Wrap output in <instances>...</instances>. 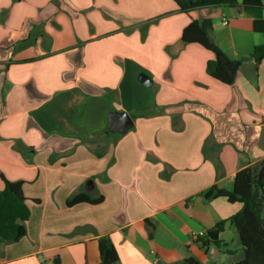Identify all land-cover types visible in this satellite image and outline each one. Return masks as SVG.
<instances>
[{
  "label": "crops",
  "instance_id": "1",
  "mask_svg": "<svg viewBox=\"0 0 264 264\" xmlns=\"http://www.w3.org/2000/svg\"><path fill=\"white\" fill-rule=\"evenodd\" d=\"M205 18L216 43L244 59L232 85L208 73L213 51L182 39ZM256 21L264 0L190 13L175 0H0V190L21 181L31 208L0 264H100L101 237L115 264H222L230 222L228 246L192 236L242 207L204 191L231 190L239 170L264 160ZM113 111L133 126L112 129ZM78 193L102 200L68 205Z\"/></svg>",
  "mask_w": 264,
  "mask_h": 264
},
{
  "label": "trees",
  "instance_id": "2",
  "mask_svg": "<svg viewBox=\"0 0 264 264\" xmlns=\"http://www.w3.org/2000/svg\"><path fill=\"white\" fill-rule=\"evenodd\" d=\"M180 11L190 13L196 8L207 6L229 5L236 8L241 4L260 5L261 0H175ZM256 29L264 32V23L255 22ZM213 22L211 18L203 20L193 19L183 31L182 39L185 43L197 42L215 53V58L207 63V71L213 77L227 84H234L237 74L243 65V58L230 57L213 39L211 32ZM252 56L256 65L264 59V42L256 45ZM204 196L208 199L226 197L228 201L242 203L239 211L229 218L216 216L215 225L206 233L198 236L196 241L203 247L228 246L221 240L220 235L230 222L238 232L244 249V257L238 264H264V160L247 166L236 173L231 190L213 185ZM85 193L73 195L68 205L78 202H98ZM31 208L22 190L21 181H5V187L0 190V245L18 241L27 234L26 222L30 218ZM100 264H115L120 260L118 251L109 237L99 238ZM227 252L233 253L231 249ZM189 264H201L195 257L186 259Z\"/></svg>",
  "mask_w": 264,
  "mask_h": 264
},
{
  "label": "water",
  "instance_id": "3",
  "mask_svg": "<svg viewBox=\"0 0 264 264\" xmlns=\"http://www.w3.org/2000/svg\"><path fill=\"white\" fill-rule=\"evenodd\" d=\"M139 80L146 86H150L152 84L151 77L145 72L140 73ZM108 123L112 129L127 130L133 126L134 120L126 111H113L108 115Z\"/></svg>",
  "mask_w": 264,
  "mask_h": 264
},
{
  "label": "rangeland",
  "instance_id": "4",
  "mask_svg": "<svg viewBox=\"0 0 264 264\" xmlns=\"http://www.w3.org/2000/svg\"><path fill=\"white\" fill-rule=\"evenodd\" d=\"M232 233L233 235H231L230 233L228 236H231L230 240H233V238H235L234 241H230V248L233 249L234 252L227 253L225 251H222L221 256L218 258V260H216L217 262L223 261L222 264H236V260L244 256L243 246L239 239L237 229L234 226Z\"/></svg>",
  "mask_w": 264,
  "mask_h": 264
},
{
  "label": "built area",
  "instance_id": "5",
  "mask_svg": "<svg viewBox=\"0 0 264 264\" xmlns=\"http://www.w3.org/2000/svg\"><path fill=\"white\" fill-rule=\"evenodd\" d=\"M199 235H201V234H194V235L192 236L193 240H196V239L198 238ZM152 252L155 253L156 250L153 249Z\"/></svg>",
  "mask_w": 264,
  "mask_h": 264
}]
</instances>
